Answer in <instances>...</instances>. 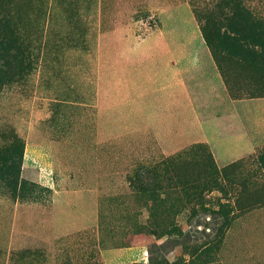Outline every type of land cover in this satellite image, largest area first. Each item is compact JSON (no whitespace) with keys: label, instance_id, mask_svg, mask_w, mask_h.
<instances>
[{"label":"rangeland","instance_id":"1","mask_svg":"<svg viewBox=\"0 0 264 264\" xmlns=\"http://www.w3.org/2000/svg\"><path fill=\"white\" fill-rule=\"evenodd\" d=\"M9 1L32 66L0 87V264H264L262 30L226 0Z\"/></svg>","mask_w":264,"mask_h":264},{"label":"trees","instance_id":"2","mask_svg":"<svg viewBox=\"0 0 264 264\" xmlns=\"http://www.w3.org/2000/svg\"><path fill=\"white\" fill-rule=\"evenodd\" d=\"M226 1L230 9H233L229 17L224 16L226 30L232 33L237 40L244 32L245 27H247V31L255 29L253 27L262 30L260 47L264 53V21L256 18L251 12L240 9L236 4V0ZM229 3H231V5ZM10 5L11 1L0 0V87L16 79H22L32 66L30 53H28L30 45L21 34V14L18 10L10 8ZM207 21H209V18ZM206 27L204 36L209 34V24L206 25ZM212 29L214 32H219L218 28L214 25ZM206 42L208 46L212 47L209 39L206 38ZM12 140V147L10 146L12 152L6 154L4 157H0V181L7 189L16 192L20 178L22 150L19 140L16 137ZM168 164H170L171 167L174 166V164L169 161H163L158 167L162 166L163 168H168ZM209 184L211 187L217 188L219 182L212 176ZM153 187L154 195L155 187H157L155 182ZM220 213L223 214L221 211Z\"/></svg>","mask_w":264,"mask_h":264}]
</instances>
